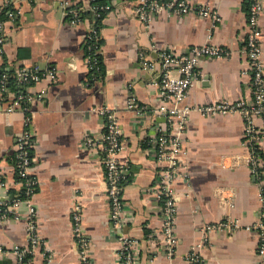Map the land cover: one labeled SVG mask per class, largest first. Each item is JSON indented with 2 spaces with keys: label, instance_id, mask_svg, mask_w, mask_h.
<instances>
[{
  "label": "crops",
  "instance_id": "obj_1",
  "mask_svg": "<svg viewBox=\"0 0 264 264\" xmlns=\"http://www.w3.org/2000/svg\"><path fill=\"white\" fill-rule=\"evenodd\" d=\"M84 6L90 0H71ZM216 9L221 20L153 13L146 23L134 14L135 0H111L112 7L100 19V74L90 78L85 60L84 37L89 17L82 23H68L62 0H0V15L7 3L18 7L13 21H5L6 42L0 52V77L12 80L22 65L36 63L41 69H55V77H42L23 86L30 95L43 91L29 103L32 131L30 173L36 179L31 198L42 247L51 264H82L71 230V214L79 205L82 229L89 244V264H118L117 232L109 219L103 167L95 145L103 130V106L118 118L123 149L117 159L129 168L122 190L121 232L135 241L138 264H189L185 254L201 243L207 264H256L257 236L251 229L258 217V183L247 164L248 145L243 141L244 122L238 113L209 115L197 106L221 100L251 99V75L244 54L246 0H187ZM5 17H0L4 19ZM260 59L264 66V3L259 17ZM214 44L229 50L223 58H201L199 78L194 81L182 105L190 109L181 134L179 160L185 173L173 181L176 199L177 247L171 258L165 255L160 201L154 195L158 164L148 140L156 124L158 105V53L173 49L186 52L191 46ZM142 51L154 61V69L138 63ZM13 87L10 88V91ZM131 95L137 108L127 106ZM11 96L0 94V175L12 190V152L24 128L19 110L7 112ZM91 137V146L84 139ZM264 151V137L259 142ZM5 194L0 187V198ZM16 217H0V247L10 251L25 246L27 207L15 209ZM227 217L238 220L233 231H212L206 225ZM42 247L35 248L27 264H45ZM0 259L13 264L10 253ZM9 257V258H8ZM9 259V261L7 260Z\"/></svg>",
  "mask_w": 264,
  "mask_h": 264
},
{
  "label": "built area",
  "instance_id": "obj_2",
  "mask_svg": "<svg viewBox=\"0 0 264 264\" xmlns=\"http://www.w3.org/2000/svg\"><path fill=\"white\" fill-rule=\"evenodd\" d=\"M9 1V0H8ZM134 14L142 23L148 22L153 13L164 11L168 14L185 16L194 14L196 17L207 18L211 23L221 20L216 9L202 4H195L187 0H135ZM246 31L244 35V54L251 75V99H240L236 102L221 100L211 104L196 107L199 112L209 115H225L238 113L244 122L243 141L248 145L249 154L246 158L250 172L258 183V196L260 209L258 217L251 229L257 236L256 264H264V151L259 148V142L264 137V66L260 59V27L259 17L263 11L264 0H246ZM111 0L98 2L90 0L86 6L73 3L71 0H62L65 8L64 14L68 23L75 25L84 22L89 17L88 27L84 37L85 60L90 71V78L96 81L100 72V19L104 12L111 9ZM4 19H0V52L6 42L4 35L5 21H13L19 12L18 7L7 3L2 9ZM229 55V50L220 46L204 43L191 46L186 52L176 53L173 49H163L158 53L157 82L158 105L155 112L163 116L164 123L156 124L155 133L149 138L155 161L158 164V181L154 195L160 201L162 215V239L165 255L171 258L177 247L175 233L176 199L173 190V181L176 177L184 175L185 170L179 160L181 153V134L184 129L186 115L190 109L182 105L189 88L199 78L198 64L201 58H223ZM138 63L144 69H154L155 63L142 51L138 52ZM55 69H41L36 63L22 65L15 70L10 81L7 74L0 77V94L10 95L9 103L5 107L7 112L19 110L23 115L24 128L17 136L12 152L15 169L14 183L18 188L25 187L24 197L17 194L11 196L12 190L6 179L0 175V187L5 194L0 198V217H16L15 209L20 205L27 207L25 222V246L14 245L10 251L0 247V257L4 252L13 257V264H27L35 248L42 247L35 223V211L31 203L32 195L36 189V179L30 173L33 147L29 103L39 99L43 93L40 91L36 97L28 94L23 86L39 81L44 76L55 77ZM10 84V85H9ZM13 90L10 91V88ZM127 106L137 108L131 95ZM103 117V130L95 142L98 147L103 167V176L107 197L109 200V219L112 229L117 232L119 248L116 252L118 264H138L135 241L121 232L125 220L123 218L122 190L128 180L129 168L117 159L123 149V138L116 113L108 106L97 110ZM94 140L91 137L84 139L85 146H91ZM240 227L238 220L227 217L219 222L206 225L205 234L212 231H233ZM71 230L77 255L82 264H89V244L82 229L79 205H74L71 214ZM201 243L192 245L185 254L189 264H207L200 252ZM45 264H51V255L42 247Z\"/></svg>",
  "mask_w": 264,
  "mask_h": 264
},
{
  "label": "trees",
  "instance_id": "obj_3",
  "mask_svg": "<svg viewBox=\"0 0 264 264\" xmlns=\"http://www.w3.org/2000/svg\"><path fill=\"white\" fill-rule=\"evenodd\" d=\"M96 1L102 2L103 0H96ZM0 17H3L2 14L0 15ZM99 25H100V23H99ZM31 152H32V149H31ZM15 178L18 179V177L16 175H15ZM24 191H25V187H21L18 191L9 190V193L11 196H14L15 194H17L19 197L23 198L24 197Z\"/></svg>",
  "mask_w": 264,
  "mask_h": 264
},
{
  "label": "water",
  "instance_id": "obj_4",
  "mask_svg": "<svg viewBox=\"0 0 264 264\" xmlns=\"http://www.w3.org/2000/svg\"><path fill=\"white\" fill-rule=\"evenodd\" d=\"M162 119L164 120V118L162 117ZM9 258V257H8ZM7 258V260L9 261V259ZM4 259H0V264H4Z\"/></svg>",
  "mask_w": 264,
  "mask_h": 264
}]
</instances>
